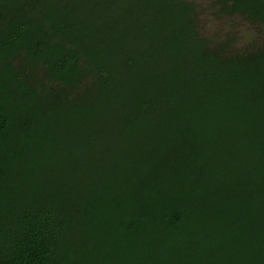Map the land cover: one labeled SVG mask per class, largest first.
Masks as SVG:
<instances>
[{
    "label": "trees",
    "instance_id": "obj_1",
    "mask_svg": "<svg viewBox=\"0 0 264 264\" xmlns=\"http://www.w3.org/2000/svg\"><path fill=\"white\" fill-rule=\"evenodd\" d=\"M15 3L0 0V15L6 6ZM37 3L24 2L15 10V16L0 19V78L23 88L20 93L31 98L33 110H41L36 112L39 118L46 116L53 129L62 128L63 121L55 120L60 104L64 99H77L83 148L93 136L91 127L157 126L145 120L150 115L166 116L159 126L218 130L220 135L209 143L225 148L227 157L236 160L243 158L242 150L247 157L249 145H254L258 171L253 264H264V41L252 51L242 52H229L228 42L211 46L200 32L194 0H79V10L72 0H48L47 12L43 13L37 11ZM217 3L220 12L264 23V0ZM77 11L81 18L82 14L92 17V28L99 32L92 36L89 25L82 30L76 28L68 16ZM21 56L23 60L15 65V59ZM27 75L33 79L29 81ZM37 86L43 87L50 102L44 111L37 104L41 100ZM117 114L125 118L119 120ZM137 118L140 120L135 122ZM13 126L14 115L0 101V137ZM21 126L29 135L33 133L30 119L23 118ZM56 147L51 142L45 155L36 157L34 153L37 161L31 163L25 179L17 185L15 176L9 179V170L0 166V193L11 184L19 193L27 179L38 180L37 175L45 167L50 177L60 175L65 163H44L46 157L55 158ZM130 165L125 162L120 176L124 182L133 170ZM116 170L120 171V165ZM40 189L18 194L21 197L14 207L0 200V264H127V258L115 257V250L96 245L98 236L90 234L96 227L90 229L89 221L80 218L79 209L62 199L63 190ZM175 200L159 199L156 205L154 219L166 234L180 227L189 214ZM216 205L225 210L209 200V219L213 222L230 212L222 199ZM130 211L135 216L125 234L131 233L135 222L149 219L145 211ZM242 237L239 224L225 222L228 251L234 246L243 249ZM94 255L103 256L102 261L96 262ZM225 261L235 263L231 255ZM129 264L137 261L129 260Z\"/></svg>",
    "mask_w": 264,
    "mask_h": 264
},
{
    "label": "rangeland",
    "instance_id": "obj_2",
    "mask_svg": "<svg viewBox=\"0 0 264 264\" xmlns=\"http://www.w3.org/2000/svg\"><path fill=\"white\" fill-rule=\"evenodd\" d=\"M37 1V11L47 12L48 0ZM14 2L0 15L2 21L15 16V10L31 0ZM72 2L79 10V0ZM194 2L200 32L208 38L211 46L228 42L229 52H242L252 51L264 41V23H253L240 14L220 12L217 0ZM96 3L94 9L97 8ZM80 16L77 11L68 18L80 30L89 25L88 32L92 36L99 32L92 28V17ZM246 30L256 34L250 43L244 38ZM93 41L96 42L97 38L94 37ZM88 46L95 47L92 44ZM22 60V56L16 58L15 65L19 66ZM38 74L42 76L43 72L39 70ZM27 78L29 81L33 79L31 75ZM36 88L41 97L37 104L44 111L50 102L43 87ZM22 90L17 83L0 78V101L5 102L14 115V126L0 137V166L9 170V179L15 176L17 185L25 179L31 163L37 161L36 157L47 153V145L51 142L58 145L57 155L51 160L46 157L44 163L56 160L65 165L62 164L64 170L57 177H50L46 167L43 168L37 175L38 180L29 177L19 193L12 184L8 185V190L0 193L1 201L14 207L21 197L18 194L31 189L51 187L63 190L62 199L79 209L80 218L89 221L90 229L96 227L90 232L98 236L96 245L115 250V257L127 258V264L129 260H135L137 264H226L225 259L229 255L234 264L254 263L255 173L258 171L253 156L254 145H249L251 151L245 153L247 157L242 150L243 158L236 160L227 157L225 148L209 143L208 140L220 135L218 130L159 126L158 122L166 116L150 115L145 120L156 122L157 126L115 127L105 124L91 127L93 136L83 148L80 146L82 134L78 125L77 99L72 102L64 99L56 110L59 117L55 119L63 121L62 128L53 129L47 124L46 116L39 118L37 113L41 110H33L31 98L22 95ZM115 116L119 120L125 118L120 114ZM23 118L30 119L34 125L30 135L21 126ZM139 120L137 118L135 122ZM125 162L131 164L129 167L133 170L128 172L129 179L124 182L120 176L124 174ZM119 165L120 171H117ZM171 198H176L175 201L188 209L189 214L180 227L166 234L154 216L158 200ZM221 199L225 208L230 210L229 215L223 218V214L213 222L209 219L208 201L212 200L216 208H221L222 205H216ZM134 208L149 213V219L135 222L131 233L125 234L135 216L130 211ZM225 222L242 227L240 242L243 249L240 246H234L231 251L225 248ZM102 259L103 256L94 255L96 262Z\"/></svg>",
    "mask_w": 264,
    "mask_h": 264
},
{
    "label": "clouds",
    "instance_id": "obj_3",
    "mask_svg": "<svg viewBox=\"0 0 264 264\" xmlns=\"http://www.w3.org/2000/svg\"><path fill=\"white\" fill-rule=\"evenodd\" d=\"M255 32L254 31H245L244 32V38L247 42H251L253 39H255Z\"/></svg>",
    "mask_w": 264,
    "mask_h": 264
}]
</instances>
